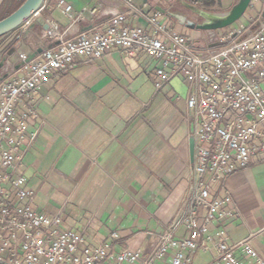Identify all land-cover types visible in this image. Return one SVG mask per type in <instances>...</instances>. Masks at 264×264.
Instances as JSON below:
<instances>
[{
	"label": "crops",
	"instance_id": "crops-1",
	"mask_svg": "<svg viewBox=\"0 0 264 264\" xmlns=\"http://www.w3.org/2000/svg\"><path fill=\"white\" fill-rule=\"evenodd\" d=\"M18 1L0 0V18ZM64 2L71 5L68 13L58 0H45L41 19L23 32L15 28L1 36L0 60L6 59L0 81L5 72L24 73L20 53L36 54L51 45L43 34L45 19L71 35L104 30L113 14L133 8L125 18L131 25L149 28L147 18L157 10L161 24L189 30L183 34L199 38L206 32L179 24L173 15L202 21L186 5H196V0H129L132 8L123 0ZM259 2L256 13L263 8L264 0ZM249 21L243 15L232 26ZM156 65L146 53L127 56L118 48L91 60L76 56L67 71L33 93V102L24 98L35 112L27 120L28 131L36 135L21 147L20 159L35 193L32 206L59 213L62 227L81 231L88 244L109 241L112 249L149 253L164 230L173 227L178 236L186 233L184 224L177 222L189 207L193 179V124L185 118L188 81L174 75L157 89ZM212 194L227 196L224 207L233 214L214 220L209 229L221 227L233 241L252 234L251 242L264 258V165L237 169L215 183ZM198 221L202 223V216ZM214 253V247L198 250L193 264L210 262Z\"/></svg>",
	"mask_w": 264,
	"mask_h": 264
},
{
	"label": "built area",
	"instance_id": "built-area-1",
	"mask_svg": "<svg viewBox=\"0 0 264 264\" xmlns=\"http://www.w3.org/2000/svg\"><path fill=\"white\" fill-rule=\"evenodd\" d=\"M123 1L132 8L129 0ZM256 2L250 0L249 7ZM58 5L64 13L71 10L64 0ZM40 9L16 29L23 32L41 19ZM132 9L113 14L104 30L71 35L45 19L43 34L51 45L23 63L24 73L13 72L0 81V264H193L198 250L211 247L214 256L205 264H264L252 234L233 241L221 227L209 229L214 220L233 214L224 207L227 196L212 194L213 185L237 169L264 165V14L259 11L247 23L206 29L193 38L166 28L157 10L147 18L149 28L128 24L125 18ZM112 48L127 56L143 52L155 58L157 89L174 75L188 81L185 118L193 124V179L189 207L177 222L186 233L164 230L149 253L112 249L109 241L91 245L81 231L63 228L59 213L32 206L35 193L20 166L21 147L36 135L28 131V115L35 112L24 98L33 102V93L67 71L76 56L96 59ZM26 56L20 53L21 59Z\"/></svg>",
	"mask_w": 264,
	"mask_h": 264
},
{
	"label": "water",
	"instance_id": "water-1",
	"mask_svg": "<svg viewBox=\"0 0 264 264\" xmlns=\"http://www.w3.org/2000/svg\"><path fill=\"white\" fill-rule=\"evenodd\" d=\"M45 0H23L13 11L6 16L0 18V36L7 32L15 29L21 22L30 16L32 12L41 8ZM250 0H237L225 13H211L202 10L196 5L186 3V5L195 13H198L203 17L202 21L187 20L184 15L173 14L177 19L178 23L191 29H216L224 28L232 23L238 21L243 15L245 10L249 7ZM264 14V3L262 8V15ZM35 53H31L26 56L23 62L30 60ZM6 57H2L0 60V67L4 65ZM8 72H5L2 77H6ZM193 146L194 137L189 138V150L191 159H193Z\"/></svg>",
	"mask_w": 264,
	"mask_h": 264
},
{
	"label": "rangeland",
	"instance_id": "rangeland-1",
	"mask_svg": "<svg viewBox=\"0 0 264 264\" xmlns=\"http://www.w3.org/2000/svg\"><path fill=\"white\" fill-rule=\"evenodd\" d=\"M237 0H196V5L199 6V8H201L204 11L207 12H211V13H225L231 6L233 3H235ZM16 4V3H15ZM260 7V2L257 3L255 5V7H248L245 12H244V17H246L249 20H252L254 17L258 16V13H256V11L259 9ZM10 13V12H9ZM8 13V14H9ZM7 14L3 15L2 17L6 16ZM1 17V18H2ZM236 23L239 22H234L229 26H232ZM166 28H170V24L167 23L164 25ZM175 27H171V29H174ZM226 27H224L225 29ZM183 28H175L176 31L181 32V33H186L187 30H182ZM2 39V37L0 36V40Z\"/></svg>",
	"mask_w": 264,
	"mask_h": 264
},
{
	"label": "trees",
	"instance_id": "trees-1",
	"mask_svg": "<svg viewBox=\"0 0 264 264\" xmlns=\"http://www.w3.org/2000/svg\"><path fill=\"white\" fill-rule=\"evenodd\" d=\"M21 2H23V0L18 1V3H16V4L14 5L15 8H16ZM6 14H8V13H6Z\"/></svg>",
	"mask_w": 264,
	"mask_h": 264
},
{
	"label": "flooded vegetation",
	"instance_id": "flooded-vegetation-1",
	"mask_svg": "<svg viewBox=\"0 0 264 264\" xmlns=\"http://www.w3.org/2000/svg\"><path fill=\"white\" fill-rule=\"evenodd\" d=\"M187 20H192L190 17H186Z\"/></svg>",
	"mask_w": 264,
	"mask_h": 264
}]
</instances>
